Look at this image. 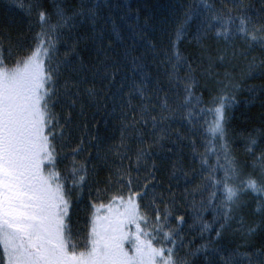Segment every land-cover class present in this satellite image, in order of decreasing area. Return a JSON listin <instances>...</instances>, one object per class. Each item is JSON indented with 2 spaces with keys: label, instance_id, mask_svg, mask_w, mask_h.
I'll return each instance as SVG.
<instances>
[{
  "label": "snow or ice",
  "instance_id": "obj_1",
  "mask_svg": "<svg viewBox=\"0 0 264 264\" xmlns=\"http://www.w3.org/2000/svg\"><path fill=\"white\" fill-rule=\"evenodd\" d=\"M261 2L264 5V0ZM39 18L46 23L45 13L41 12ZM245 23L241 21V32L246 31ZM256 32L261 35L252 34V40L264 44V25ZM46 36L44 31L39 33L33 50L11 70L4 66V49L0 45V264H176L172 249L156 248L151 239H141L140 221L147 223V217L139 212L137 197L143 193L138 192H130L127 200L118 198L125 205L124 212L117 210L107 228L98 232L92 227L86 252L77 254L72 244L69 254L71 230L65 222L69 201L62 185L52 187L58 174L45 176L42 168L46 159L54 162L55 153L49 139L55 136V129L49 124L56 117L48 108L52 103L51 88H45L52 73L44 69L52 42L49 39L46 43ZM226 99L217 98V119L210 129L220 136L224 134ZM247 186L264 193V182L258 184L250 178ZM227 192L229 199L237 195L233 188ZM129 224L136 226L134 255H129L123 246Z\"/></svg>",
  "mask_w": 264,
  "mask_h": 264
}]
</instances>
